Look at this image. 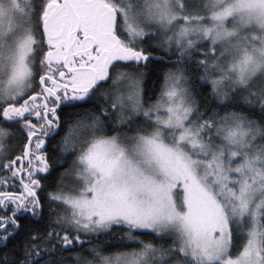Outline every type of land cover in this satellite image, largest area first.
I'll use <instances>...</instances> for the list:
<instances>
[{
	"label": "snow or ice",
	"instance_id": "6c2138e0",
	"mask_svg": "<svg viewBox=\"0 0 264 264\" xmlns=\"http://www.w3.org/2000/svg\"><path fill=\"white\" fill-rule=\"evenodd\" d=\"M0 264H264V0H0Z\"/></svg>",
	"mask_w": 264,
	"mask_h": 264
}]
</instances>
